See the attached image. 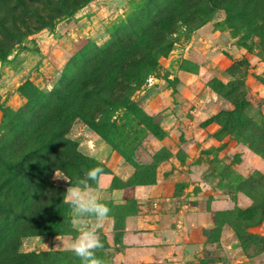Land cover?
Segmentation results:
<instances>
[{
    "label": "rangeland",
    "instance_id": "374dc122",
    "mask_svg": "<svg viewBox=\"0 0 264 264\" xmlns=\"http://www.w3.org/2000/svg\"><path fill=\"white\" fill-rule=\"evenodd\" d=\"M0 52V264H81L62 178L94 167L119 238L138 215L186 243L168 264H264V0H0Z\"/></svg>",
    "mask_w": 264,
    "mask_h": 264
},
{
    "label": "crops",
    "instance_id": "0c3cea01",
    "mask_svg": "<svg viewBox=\"0 0 264 264\" xmlns=\"http://www.w3.org/2000/svg\"><path fill=\"white\" fill-rule=\"evenodd\" d=\"M102 176L100 177L99 187H109L111 178L107 175ZM126 192L128 191H124V189H112L108 193L114 199H123L121 198L122 194L126 195ZM130 217L131 219H127L124 223L122 238L117 235L118 229L112 216H109L99 230V233L105 236V249L112 251L110 260L113 264H168L169 260L177 261L182 257L186 243H177V241L170 239L171 234H167V232L157 234L154 239L140 237L139 229L141 226L138 224L140 216ZM89 222H92L91 219ZM77 235L78 233L75 236L71 234L57 236L55 250H67L68 244ZM141 239L143 241H140ZM191 244L189 243L187 246Z\"/></svg>",
    "mask_w": 264,
    "mask_h": 264
},
{
    "label": "clouds",
    "instance_id": "9594fccd",
    "mask_svg": "<svg viewBox=\"0 0 264 264\" xmlns=\"http://www.w3.org/2000/svg\"><path fill=\"white\" fill-rule=\"evenodd\" d=\"M87 157L94 159L95 155L88 153ZM103 174L102 168L94 167L86 169L83 177H78L74 184L62 178L70 184L63 194V202L69 205L71 224L78 233L68 244L67 250L73 252L81 264H103L96 256V250L103 247L98 233L109 218L111 209L102 202V198L89 183L92 181L98 185ZM56 176L59 177V174L56 173Z\"/></svg>",
    "mask_w": 264,
    "mask_h": 264
},
{
    "label": "trees",
    "instance_id": "16d2710c",
    "mask_svg": "<svg viewBox=\"0 0 264 264\" xmlns=\"http://www.w3.org/2000/svg\"><path fill=\"white\" fill-rule=\"evenodd\" d=\"M209 20V16L208 17H205V18H203L198 24H197V26H196V28L197 27H199L200 25H203L205 22H207ZM169 27V25L168 26H166V27H163L162 28V30L163 31H166L167 32V28ZM169 45H168V47H170L171 46V43L169 42L168 43ZM5 56H6V54L5 53H3V52H0V59H4L5 58ZM61 139L63 140V135L61 136ZM68 143V142H67ZM73 148H71V144H67V152H69V151H72L73 152ZM74 153H75V151H74ZM31 154V152H28V153H26V152H23L22 154H21V156H20V158H21V160L23 159L22 157H24V156H28V155H30ZM77 155V157L79 156V154L76 152L75 153V156ZM63 205V203H60L59 204V208H61V207H63L62 206ZM29 224V226L31 227V223L29 222L28 223ZM116 226V225H115ZM29 227V228H30ZM70 227H71V222H70ZM35 230V229H34ZM46 231V233L48 234H55V231L54 230H51V229H46L45 230ZM72 232H73V229H72ZM71 231H64V232H60V233H62V234H64V233H66V234H69V233H72ZM50 254V253H49ZM49 254H46V253H37V252H27V253H25V254H23L22 255V260L20 261V262H15L14 264H40L42 261H44L45 259H46V257H47V255H49Z\"/></svg>",
    "mask_w": 264,
    "mask_h": 264
}]
</instances>
